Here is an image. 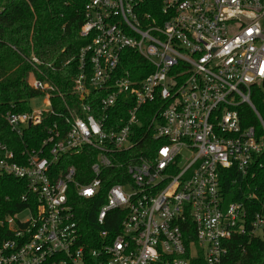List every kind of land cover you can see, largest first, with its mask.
Returning a JSON list of instances; mask_svg holds the SVG:
<instances>
[{
    "label": "built area",
    "instance_id": "built-area-1",
    "mask_svg": "<svg viewBox=\"0 0 264 264\" xmlns=\"http://www.w3.org/2000/svg\"><path fill=\"white\" fill-rule=\"evenodd\" d=\"M83 13L69 95L30 72L46 108L3 115L21 142L46 127L20 154L0 143V175L36 198L26 220L0 223V264H227L234 236L264 229L219 184L222 170L246 178L264 152V0H89ZM87 151L79 181L64 158ZM104 180L118 182L103 192ZM96 198L85 235L75 211ZM114 212L112 236L102 228Z\"/></svg>",
    "mask_w": 264,
    "mask_h": 264
},
{
    "label": "trees",
    "instance_id": "trees-1",
    "mask_svg": "<svg viewBox=\"0 0 264 264\" xmlns=\"http://www.w3.org/2000/svg\"><path fill=\"white\" fill-rule=\"evenodd\" d=\"M88 1L0 0V143L14 154H20L25 146L37 147L45 137L46 122L26 129L21 142L9 130L3 115L8 111H30L28 101L39 96L27 84L30 72L54 84L62 94L69 95L77 73V55L87 44L80 38L79 30ZM123 56L120 69L129 72V51ZM32 58L37 63L32 64ZM263 100L264 91H259L254 104L264 120ZM93 161L92 151H87V155L82 153L64 158L65 164L76 167L79 181L80 173L88 172ZM116 182L104 180L102 191ZM219 184L225 204L244 202L249 220L256 214L264 220V152L256 159L246 178L241 179L232 169L222 170ZM247 195H254L256 200L246 201ZM101 204L102 199L96 198L83 202L84 211H75L85 235L88 231H97L96 210ZM35 207L36 198L27 194L24 181L0 175V223L26 209L33 212ZM119 225V214L114 212L107 216L102 230L113 236L118 233ZM0 232L5 239L9 236L6 227L0 228ZM227 264H264V229L260 238L234 236L229 244Z\"/></svg>",
    "mask_w": 264,
    "mask_h": 264
},
{
    "label": "rangeland",
    "instance_id": "rangeland-1",
    "mask_svg": "<svg viewBox=\"0 0 264 264\" xmlns=\"http://www.w3.org/2000/svg\"><path fill=\"white\" fill-rule=\"evenodd\" d=\"M42 96H35L32 99H30L28 101V107L31 110L34 111H39V110H44L46 108V105L43 104L42 102ZM28 218V212L27 211H23L20 214L17 215V219L20 221H24Z\"/></svg>",
    "mask_w": 264,
    "mask_h": 264
}]
</instances>
